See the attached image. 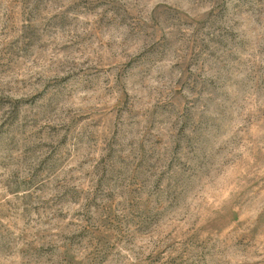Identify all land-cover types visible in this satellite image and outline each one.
<instances>
[{"label": "rangeland", "instance_id": "obj_1", "mask_svg": "<svg viewBox=\"0 0 264 264\" xmlns=\"http://www.w3.org/2000/svg\"><path fill=\"white\" fill-rule=\"evenodd\" d=\"M0 264H264V0H0Z\"/></svg>", "mask_w": 264, "mask_h": 264}]
</instances>
